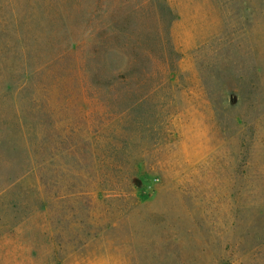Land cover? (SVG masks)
<instances>
[{
	"label": "rangeland",
	"instance_id": "rangeland-1",
	"mask_svg": "<svg viewBox=\"0 0 264 264\" xmlns=\"http://www.w3.org/2000/svg\"><path fill=\"white\" fill-rule=\"evenodd\" d=\"M0 264H264V0H0Z\"/></svg>",
	"mask_w": 264,
	"mask_h": 264
}]
</instances>
